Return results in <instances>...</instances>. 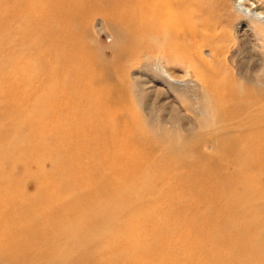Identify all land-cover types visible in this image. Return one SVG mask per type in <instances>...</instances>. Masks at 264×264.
I'll use <instances>...</instances> for the list:
<instances>
[{
	"label": "bare ground",
	"instance_id": "bare-ground-1",
	"mask_svg": "<svg viewBox=\"0 0 264 264\" xmlns=\"http://www.w3.org/2000/svg\"><path fill=\"white\" fill-rule=\"evenodd\" d=\"M262 210L264 0H0V264H264Z\"/></svg>",
	"mask_w": 264,
	"mask_h": 264
},
{
	"label": "rangeland",
	"instance_id": "rangeland-1",
	"mask_svg": "<svg viewBox=\"0 0 264 264\" xmlns=\"http://www.w3.org/2000/svg\"><path fill=\"white\" fill-rule=\"evenodd\" d=\"M238 4H236V6H237ZM102 39L103 40H106V38L103 36L102 37ZM41 168H42V172H43V174L42 175H47V176H49L50 174H49V172H48V169H49V164H48V161L47 160H44L42 163H41ZM60 181L61 180H58L57 181V183L58 184H60ZM78 192V190L77 191H73V192H71V191H61L60 193H61V197L64 199V201H66L68 198H69V196L71 195V194H73V193H77ZM180 208H181V210H184L185 209V207L184 206H180ZM205 208L204 207H201V209H200V211H203ZM262 213H264V211L262 210ZM78 217V215H74V218H77ZM169 220H171L170 218H169ZM173 226V225H172ZM186 227H188V225L186 224V223H184V229L186 228ZM185 231V230H184Z\"/></svg>",
	"mask_w": 264,
	"mask_h": 264
}]
</instances>
